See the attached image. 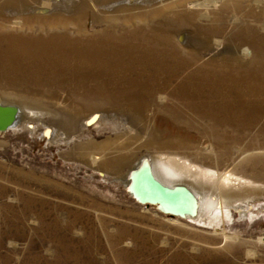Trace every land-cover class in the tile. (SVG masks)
I'll return each mask as SVG.
<instances>
[{
	"label": "rangeland",
	"instance_id": "rangeland-1",
	"mask_svg": "<svg viewBox=\"0 0 264 264\" xmlns=\"http://www.w3.org/2000/svg\"><path fill=\"white\" fill-rule=\"evenodd\" d=\"M254 7L243 0L237 10H222L212 40L183 28L181 41L148 44L153 60L111 62L103 75L75 62L52 67L37 48L24 54L14 47L7 62L11 34L77 31L30 20L13 25L9 11L0 14V97L35 113L22 117L20 129L0 132V264H264V47L234 53L244 35L264 40ZM165 20L168 31L180 30L171 16ZM92 21L87 36L100 39L106 24ZM124 28L112 27L113 38ZM87 113L101 115L105 129L80 132ZM47 128L63 140L44 137ZM94 154L103 158L94 162ZM142 155L248 178L257 215L234 211L222 226L234 239L225 243L211 226L140 203L112 180Z\"/></svg>",
	"mask_w": 264,
	"mask_h": 264
},
{
	"label": "bare ground",
	"instance_id": "bare-ground-1",
	"mask_svg": "<svg viewBox=\"0 0 264 264\" xmlns=\"http://www.w3.org/2000/svg\"><path fill=\"white\" fill-rule=\"evenodd\" d=\"M242 2L243 0H0V14L6 16L5 11H9L6 21H15L11 22L13 25L23 26L24 20H30L52 27L72 25L77 31L73 37L68 34H52L35 39L11 34L5 50L6 61L14 59L13 49L20 47L24 54L37 48L39 53L47 56L49 65L57 69L71 68L72 62H75L76 69L86 67L91 72L99 70L100 73L106 68H114L111 62L118 67L129 62L137 65L138 62L153 60V51L148 44H160L164 47L173 40L181 41L183 28L191 30L193 35L201 39L216 38L214 33L217 28L214 25L220 22L221 11L228 7L233 11L237 10ZM255 3L257 7H254V11L259 12L255 13L254 22L257 28L264 30V8L260 7L264 1L255 0ZM169 16L180 27L177 33L168 31L165 27V18ZM91 17L94 28L99 23L106 24L104 35L100 39L87 36ZM116 22L133 31L124 28L125 33L113 38L110 29L116 26ZM149 23H153L150 28L152 31L146 28ZM253 36L244 35L234 53L249 56L264 47L262 36ZM33 43L35 44L31 45ZM176 47L173 51L176 49L175 55H179L182 45L177 44ZM160 53L164 54L163 49ZM107 58L111 61L105 65L103 59ZM6 93L19 96L9 91ZM27 96L26 94L25 97ZM0 103L20 109L15 110L19 113L20 126L24 115L35 114L29 107L16 101L6 102L0 97ZM80 120V132L92 125L97 129H105L98 113H87ZM43 135L50 139L59 138V134L50 128ZM91 156L94 162L103 158L102 154ZM112 181L124 186L142 204H155L168 214H177L183 219L211 226L216 235L224 237L225 243L234 239L222 229V226L232 220L234 211L241 218L253 219L257 215L249 202L253 198V192L249 188L253 181L231 171L219 174L177 156L142 155L134 165L119 173Z\"/></svg>",
	"mask_w": 264,
	"mask_h": 264
},
{
	"label": "water",
	"instance_id": "water-1",
	"mask_svg": "<svg viewBox=\"0 0 264 264\" xmlns=\"http://www.w3.org/2000/svg\"><path fill=\"white\" fill-rule=\"evenodd\" d=\"M15 110L16 107L4 106L0 103V129H5L14 122L17 113Z\"/></svg>",
	"mask_w": 264,
	"mask_h": 264
},
{
	"label": "built area",
	"instance_id": "built-area-1",
	"mask_svg": "<svg viewBox=\"0 0 264 264\" xmlns=\"http://www.w3.org/2000/svg\"><path fill=\"white\" fill-rule=\"evenodd\" d=\"M16 109L19 110L17 107H16ZM18 114L19 113H17L14 122L11 125H9L8 127H6L5 129H0V132H7L9 130L20 129L19 123H18L19 122V120H18ZM32 126L33 125H29V128H32ZM34 128L36 129L35 126H34Z\"/></svg>",
	"mask_w": 264,
	"mask_h": 264
}]
</instances>
